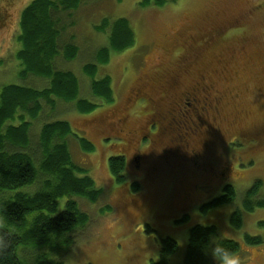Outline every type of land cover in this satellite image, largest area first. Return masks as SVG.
<instances>
[{
    "label": "rangeland",
    "instance_id": "obj_1",
    "mask_svg": "<svg viewBox=\"0 0 264 264\" xmlns=\"http://www.w3.org/2000/svg\"><path fill=\"white\" fill-rule=\"evenodd\" d=\"M32 1L13 0L8 26H0V95L4 86L13 83L34 84L36 88L49 83L41 77L22 79L23 65L16 58L21 49L18 40L21 13ZM143 1L81 0L74 11L59 9L61 41L80 47V57L66 60L61 55L56 58L55 66L74 72L81 86L87 85L91 77L82 69L83 60L94 58L95 61L97 51L109 46L108 34L97 29L103 19L114 22L128 19L135 32V43L123 52L113 53L109 62L99 64L95 77H111L114 95L109 101L94 96L90 102L97 106L90 113L84 114L73 104L54 97L51 102L42 101L36 118L28 111L4 123V133H7L10 126L23 125L22 116L30 122L28 130L33 140L30 152L37 161L42 155L40 138L45 125L58 120L70 124L66 143L72 160L87 169L86 174L94 179L96 188L101 191L96 201L83 196L71 197L90 219L83 228L69 233L75 240L70 250L54 241L42 248L20 245L17 253L24 264H40L43 257L55 264H151L161 258L160 239L170 237L179 244L170 263L182 264L191 228L213 225L221 237L234 240L245 249V264H264V207L253 212L244 211L242 228L237 229L231 224L233 212L241 207L243 197L256 181H262L264 194V0H166L162 7H145ZM1 5L6 7V1ZM242 17L249 19L248 23L236 25ZM231 22L235 25L230 28L234 33L228 40L216 36V45L211 52H203V57L195 60L189 58L191 71L183 74L180 87L179 83L171 87L170 95H181L197 79V74L207 72L217 90L230 101L226 107L230 120L234 121L236 116L240 118L232 132L250 131L249 140L237 142L230 149L225 135L221 136L209 157L216 162L213 176L198 174L185 166L180 170L163 171L154 179L141 182V176H134L133 164H129L130 150L114 147L118 141L105 137L104 131L110 132L108 126L113 118H117L115 115L126 108L128 96L144 73L155 76L156 72L168 68L182 47L186 48V40L192 35L215 32ZM104 118L106 121L102 120ZM82 138L88 139L94 148L86 150ZM115 156H126L128 180L125 184H118L110 173L108 161ZM135 180L142 184L138 193L132 191L131 184ZM195 185L201 187L193 190ZM227 185L235 187L237 200L203 209L223 195ZM38 188V185L26 186L17 191L33 194ZM197 188L200 189L196 191ZM184 189L193 194L189 203L185 201ZM125 196L140 199L136 198L138 201L133 207L124 209L122 198ZM68 200H58V213L66 208ZM0 223H3L1 218ZM147 226L154 231L148 233ZM247 235L261 237L263 242L250 244L246 241ZM225 262L226 259L223 264Z\"/></svg>",
    "mask_w": 264,
    "mask_h": 264
},
{
    "label": "trees",
    "instance_id": "obj_2",
    "mask_svg": "<svg viewBox=\"0 0 264 264\" xmlns=\"http://www.w3.org/2000/svg\"><path fill=\"white\" fill-rule=\"evenodd\" d=\"M165 2L166 0H144L142 5L162 7ZM80 3L81 0H33L21 13L18 37L21 49L16 55L23 65L20 77L26 79L36 76L51 83L48 89L42 91L10 84L3 87L0 95V218L3 221L0 223V264H24L17 253L20 245L28 247L32 244L42 248L55 241L63 245L65 250H70L75 240L69 233L83 228L90 219L71 197L83 196L96 201L101 194L94 179L86 174L87 169L72 160L66 143L71 130L67 122L58 121L45 125L40 138L43 150L39 161L30 152L33 141L28 130L30 122H26L23 116L22 126H10L8 132L4 133V123L17 118L19 113L28 111L32 118H36L42 108V101L51 102L54 97L69 103L76 102L77 108L83 113L93 111L97 106L89 100H80L76 76L72 72L56 68L54 64L58 56L63 55L67 60H73L79 54L76 44L61 41L58 13L59 9L74 11ZM97 29L108 34L109 46L99 49L95 55L96 63L86 65L85 72L94 79V96L109 101L114 95L111 77L96 80L98 64L109 62L113 53L123 52L131 47L135 43V32L126 18L115 22L105 18ZM81 141L86 150L94 148L85 138ZM108 167L118 184L127 183V163L124 157H111ZM34 185L39 188L33 194L17 191ZM131 185L135 193L142 188L139 182ZM262 186V181H256L243 197L241 207L233 212L231 224L235 228L243 227L244 211L253 212L256 208L264 207ZM8 192L13 195L8 196ZM61 198L69 200L66 208L58 213L57 202ZM236 200L237 190L234 186L227 185L223 195L213 199L203 209ZM147 231L150 233L154 230L147 226ZM246 241L258 244L263 239L247 235ZM159 244L161 258L151 264H171L170 257L177 252L178 242L167 237L161 238ZM217 247L222 251L214 256L213 250ZM238 249H241L240 243L221 237L216 226L196 225L190 230L182 264H223L227 256ZM39 263L55 264L46 257Z\"/></svg>",
    "mask_w": 264,
    "mask_h": 264
},
{
    "label": "flooded vegetation",
    "instance_id": "obj_3",
    "mask_svg": "<svg viewBox=\"0 0 264 264\" xmlns=\"http://www.w3.org/2000/svg\"><path fill=\"white\" fill-rule=\"evenodd\" d=\"M3 1H6V7H2ZM12 1L0 0L1 27L8 26ZM248 20L239 18L237 21L240 23L236 25L246 24ZM233 26L234 22H231L215 32L192 35L186 40V48L182 47L178 57L168 68L156 72L155 76L144 73L138 79L126 100V108L115 115L117 118H113L111 126L107 125L111 129L110 132L104 131L105 137L116 139L118 143L114 147L117 149L120 147L130 150L129 164H133L134 176L140 175L141 182L152 180L163 171L180 170L185 166L198 174L213 176L216 174V162L213 163L209 157L219 138L225 135L230 149L237 142L249 140L250 131L232 132L240 118L236 116L234 121L230 120L226 112L230 101L217 90L207 72L197 74V79L181 95H170L171 87L178 83L180 87L183 74L191 71L187 62L189 58L193 57L195 60L203 57V52H211L216 36L228 40L230 34L234 33L230 30ZM156 93L162 94L155 95ZM122 157L126 159V156ZM196 187L201 186L195 185L193 190ZM188 192V189H184L187 203L193 196ZM136 198L123 197V208L133 207L138 201Z\"/></svg>",
    "mask_w": 264,
    "mask_h": 264
},
{
    "label": "crops",
    "instance_id": "obj_4",
    "mask_svg": "<svg viewBox=\"0 0 264 264\" xmlns=\"http://www.w3.org/2000/svg\"><path fill=\"white\" fill-rule=\"evenodd\" d=\"M80 48V47H79ZM101 49V48H100ZM99 51V50H98ZM97 51V52H98ZM97 54V53H96ZM79 57H80V50H79V54H78V56H77V58L79 59ZM58 58H60V56H58ZM76 58V59H77ZM75 59V60H76ZM93 59L94 58H91L90 60H83L84 61V65H83V71L85 70V67H86V65H88V64H90V63H96V57H95V61H93ZM63 60V59H62ZM67 60V59H66ZM58 61V60H57ZM82 61V59H80V62ZM59 63V62H58ZM54 64H55V61H54ZM57 68H58V65H57ZM98 69H99V64H98ZM98 71V70H97ZM69 72H72V71H69ZM75 76H76V78H77V80H78V88H79V99L80 100H82V99H84V100H91L93 97H94V94H93V81H92V79H91V77H89L88 75H86L87 77H89V83H87V85H85V84H83V82H82V86H81V82H80V79H79V77L74 73V72H72ZM84 73H85V71H84ZM31 78H34V80H36L35 78H36V76H30ZM30 77H28V78H30ZM28 78H26V80H28ZM104 78V77H103ZM95 79L96 80H100V79H102V78H97V77H95ZM48 82V81H47ZM46 82V83H47ZM50 83H51V81H49V83L47 84V86H45V87H43V88H36L35 86H33L34 84H22L21 86H24V87H30V86H33V88L34 89H36L37 91H42V90H45V89H48V86L50 85ZM91 91V92H90ZM44 102V101H43ZM43 102H42V105H43ZM48 103V102H47ZM53 103H55V102H53ZM53 103H50V104H53ZM69 103V102H68ZM70 104H73L74 105V108L75 109H78L77 108V103L76 102H73V103H70ZM52 106V105H51ZM55 106H56V104H55ZM54 106V107H55ZM79 111V110H78ZM83 113V112H82ZM86 113H90V112H86ZM86 113H84V114H86ZM59 121V120H58Z\"/></svg>",
    "mask_w": 264,
    "mask_h": 264
},
{
    "label": "clouds",
    "instance_id": "obj_5",
    "mask_svg": "<svg viewBox=\"0 0 264 264\" xmlns=\"http://www.w3.org/2000/svg\"><path fill=\"white\" fill-rule=\"evenodd\" d=\"M221 251L222 249L217 247L213 250V255L217 256ZM244 251L245 249L241 247V249L231 253L229 256H227L225 264H245Z\"/></svg>",
    "mask_w": 264,
    "mask_h": 264
}]
</instances>
